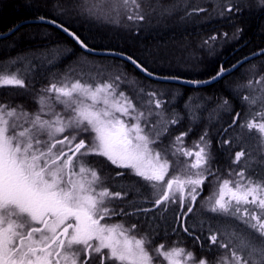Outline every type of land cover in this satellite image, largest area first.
Returning a JSON list of instances; mask_svg holds the SVG:
<instances>
[{"label": "snow or ice", "instance_id": "snow-or-ice-1", "mask_svg": "<svg viewBox=\"0 0 264 264\" xmlns=\"http://www.w3.org/2000/svg\"><path fill=\"white\" fill-rule=\"evenodd\" d=\"M254 5L264 10V0H254ZM122 6L129 12V20L145 19L138 0H123ZM241 10L238 5L227 7L228 13ZM88 11L96 15L92 9ZM39 19L57 27L80 49L92 51L69 26L57 19ZM240 31L237 29V33ZM223 36L227 38L228 34ZM217 39L216 35L209 36L204 45L211 50ZM126 59L147 76L154 75L136 58L128 55ZM229 71L220 65L209 79L184 83L211 84ZM120 82L121 75L96 83L65 78L41 89L34 97L37 108L32 111L23 104L0 102V264H264V179L244 167H230L225 176L214 166L216 158L207 131L193 142V147L185 146L191 128L165 144L170 126L179 125L182 118L179 114L167 118V101L155 91L144 93L140 88L148 99L145 106L138 107L120 90ZM262 82L264 76L255 84ZM252 86L253 81H248L247 87ZM6 87L27 89V84L20 72L0 70V88ZM258 99L242 97L249 108H254ZM219 107L228 111L229 100H222ZM240 116L234 113L228 128L236 126L242 130L241 136L244 131L253 136L264 156V104L243 122ZM228 128L221 131L226 134ZM221 143L229 145L233 141L224 139ZM94 156L120 169L116 178L129 174L143 183L134 181L113 191L89 159ZM246 156L252 158L241 148L231 164L240 165ZM206 184L212 189L205 201L206 210L225 223L209 225L207 243L201 247L214 246L210 252L223 249L219 257H197L176 244L158 243L153 247L149 233L135 234L136 224L109 223L115 215L157 209L167 212L177 205L176 222L199 244L201 236L187 221L195 215ZM142 188L150 191L145 194ZM130 192L139 198L129 201L135 212L112 207L113 201L126 200ZM142 202L151 207H140ZM233 220L244 225L248 233L229 231L226 225Z\"/></svg>", "mask_w": 264, "mask_h": 264}, {"label": "trees", "instance_id": "trees-1", "mask_svg": "<svg viewBox=\"0 0 264 264\" xmlns=\"http://www.w3.org/2000/svg\"><path fill=\"white\" fill-rule=\"evenodd\" d=\"M160 2L162 3L164 0H160ZM112 3L114 5H112ZM119 4H121L120 0H91V5H94L98 12L103 11L106 5L110 6L108 10L110 13L116 12L117 10L113 11V6H115V9H118L117 5ZM52 5L54 6L53 2L46 6H42L34 0L0 2V34L9 32L20 23H25L11 35L0 38V65H5L9 62L12 63L14 59L18 60L22 56H36L42 54V56L46 57L43 61H45L47 66L39 77L40 79L45 78L44 80L48 83H57L61 79L76 75L74 72L78 62L81 60H96L101 62L97 65L103 66L110 64V66H117L130 74L140 77L142 80H150L127 61L112 56L88 54L86 51L80 49L57 27L46 21L40 20V16H44L47 19H57L58 22H62L66 26H69L71 30L77 32L81 38L87 41L90 48L130 55L156 74L179 76L193 80L208 79L210 76L215 75L220 65L230 68L244 57L264 49V10L258 8L254 14L246 13L247 15L240 19H233L232 17L244 12V10L239 12L234 11L227 16L228 19L211 20L204 23L198 22L191 28V35L188 37L193 36V38L197 40L202 39L201 36L207 39L212 35H216L218 39L223 40L225 38L223 36L224 33L228 34L225 39L232 40V44L225 47L220 46L221 48L218 47L211 52L210 59L208 60L210 66L206 70L199 72L176 70L161 73V71H157L152 63H150L148 56H151L152 49L159 43L163 44L173 40H182L184 37H182L183 35L178 30H150L148 33L143 34V30L140 29V27L134 26L131 28L132 33L130 35H122L120 32L122 27H116L119 24V20H117L115 24L111 25L114 26L116 30H110L116 34L108 35L101 30V27L96 25H89L86 23L77 24L63 18L62 15L53 10ZM226 7L228 6L226 5ZM225 11H227V8ZM228 22H231V24ZM237 29L241 31L237 33ZM234 33H236V38H233ZM256 67H263L262 70L264 71V53L242 63L235 71L225 74L222 79L215 83L206 85L203 88L186 87V92L192 94V92L196 91V94L201 93L203 97H209L214 103H217L219 100L228 99L231 109L229 110L230 112L223 114V117L224 119H229V117H232L238 110V108L235 109L234 102L241 105L240 102H243L241 96L243 94L250 95V93H247L246 89L240 91L237 90V88L246 81H253L252 78H248L249 74L246 72ZM262 75L264 76V74ZM221 81L222 83H220ZM221 85H223L222 88L220 87ZM235 88L237 93L234 92ZM218 113L219 112H216L215 115L217 116ZM215 126L216 120H214L213 127ZM208 134L213 145L211 151L216 158L214 166L224 170V165L230 163L234 156L233 143L224 145L225 151L223 152L218 146V135L216 130L208 131ZM198 139L199 135L189 134L185 140L187 147L193 145V142ZM241 139L242 143L245 144V147L243 146L244 149L248 152L250 148L249 144L251 145L248 136H244L243 134ZM203 197L204 196L200 194L196 205V213L187 221L190 229H193L196 235L201 236L199 244L194 243L193 237L185 234L179 227V224L175 231L169 230L168 226L171 223L170 215L163 214L156 220L147 217L145 219L144 229L147 228V230L151 231H160L158 236L155 235V242L169 244L180 243L185 248L193 250L197 256L206 254V248L201 247V245L205 244L208 226L216 225V223L213 219H210L213 217V214L205 212L206 209L201 207L200 199ZM150 223H153L152 227H150ZM201 223L204 225L203 228L200 227Z\"/></svg>", "mask_w": 264, "mask_h": 264}, {"label": "rangeland", "instance_id": "rangeland-1", "mask_svg": "<svg viewBox=\"0 0 264 264\" xmlns=\"http://www.w3.org/2000/svg\"><path fill=\"white\" fill-rule=\"evenodd\" d=\"M8 1L11 0H0V2ZM34 1L42 6H46L49 3L53 2V10L62 15L63 18L71 20L77 24L86 23L89 25H96L98 27H101V30H103L108 35L116 34L114 32H111L110 30L115 29V27L111 25L115 24L117 20H119V24L116 27H122L120 29L122 35H130L132 33L131 28L134 26L140 27V29L143 30V34L148 33L150 30H178L183 35L182 37H184L182 40H173L171 42L163 44L159 43L154 49H152V52L150 54L151 56H148V60L150 61V63H152L157 71H161V73L176 70L185 72L204 71L210 66L208 60L210 59L211 52L214 49L232 44L231 39H217L212 44L210 50L209 47L204 45V41L206 40V38H203L201 36L202 39L197 40L196 38H193V36L188 37L191 35V28L194 24L198 22H209L211 20L228 19L227 16L230 15V13L225 11L227 8L226 5H238L242 10H244L245 14H254L258 9L254 5V0H164V2L162 3L160 2V0H138L140 4V12L142 15H144L145 19L143 21H136L129 20L127 18L129 12L122 6L123 0H120L121 4L117 5V11L115 10L116 12L111 13L108 11L110 8L109 5H106L103 11L98 12L95 9L94 5H91V0ZM57 5H63V8L58 9ZM112 5L114 4L112 3ZM248 5H252V7L250 8L248 7ZM166 8L171 9V11H165ZM198 8H204L205 11H194V9ZM89 9H92L96 13V15L90 14L88 11ZM241 17H243L242 13L232 18L240 19ZM228 23L231 24V22ZM45 58L46 57L42 56V54H38L36 56L28 55L22 56L18 60L14 59L12 63L9 62L5 65H0V70H3L5 72H20L27 84V89L10 87L0 88V102L8 101L13 104H23L30 111L35 110L37 108V105L34 102V97L40 92L41 89L46 88L50 84L44 80L45 78L40 79L39 77L47 66L45 61H43V59ZM99 63L101 62L96 60H81L76 66L74 72L76 73V75L68 77V79H80L83 82L96 83L103 80L113 79L116 75H121L122 82H120V90L125 91L130 97H132L138 107L145 106L148 99L146 95L139 92L140 88L144 89V93L155 91L159 94H162L160 96L162 100L167 101L164 110L165 116L167 118H170L173 114H179V116L182 118L181 121L185 117H191L193 123L195 121H199V118L205 111V106L208 105L211 106L209 107V111L206 115L207 119H215L216 112L221 111L219 105L222 100L213 104L212 99L207 96L206 98H201L203 94H196V91L192 92V94L188 93L186 96H184V90L180 85L174 83H162L151 80H142L140 77L134 74H130L120 67L110 66V64H106L103 66L97 65ZM262 69L263 67H256L251 71L246 72L249 74L248 78L253 79L252 88L247 87L248 81L244 82L237 88V90L240 91L246 89L247 93H250L251 96L259 98L258 103L255 106L256 109H259L261 104H264V91H261L262 87H264V82H262L261 85L255 84V81L263 76L262 74H264V71ZM64 79H61L57 83L63 81ZM129 82H134V84H130ZM237 90L235 88L234 92L237 93ZM145 110H147L146 107ZM229 110L224 112L228 113ZM175 126H187V124L185 123V119L183 122H180L179 125ZM171 127L173 126H170V128ZM177 131L175 134L174 132H169V135L164 138V143L167 144L171 137L178 135L179 133ZM192 135L200 136L201 133ZM186 139L187 137L185 138V140ZM185 146H187L186 142ZM189 147H193V145ZM212 147L213 145L211 143V148ZM95 158L96 156L90 157L89 159L99 169L100 174L105 181V169L102 165L97 163L98 161H95ZM253 165L256 166L248 169V171L252 172L253 170H255L256 175L260 179H264V166H260L255 162ZM228 170L229 168L225 169L224 171ZM211 191L212 189L210 190V194ZM209 195L204 196L202 199H200L201 207L206 208L205 201L207 200ZM124 220L129 221V217L128 219L126 217ZM214 222L216 223V225L223 224L221 223L220 218L217 217H214ZM109 223L119 222L114 220V218H111L109 220ZM123 224H125V222ZM149 225L150 227H152L153 223H150ZM235 230L243 233H248L249 231L248 229H240L239 227ZM144 233L150 234V237L153 240V247L158 243H163L155 242V235L158 236L160 231H151L147 230V228H137L135 234L139 236ZM165 244L166 246L173 245L172 243ZM176 245L184 247L180 243H177ZM209 258L213 259L211 257Z\"/></svg>", "mask_w": 264, "mask_h": 264}, {"label": "flooded vegetation", "instance_id": "flooded-vegetation-1", "mask_svg": "<svg viewBox=\"0 0 264 264\" xmlns=\"http://www.w3.org/2000/svg\"><path fill=\"white\" fill-rule=\"evenodd\" d=\"M240 67V66H239ZM245 95L248 94H243L241 96V98ZM201 98H206L201 96ZM218 100V99H217ZM220 101V100H219ZM218 101V102H219ZM243 101V100H242ZM214 104V102H212ZM237 104V105H236ZM241 105H238V103H235V109L238 108L237 112H239L241 114L240 116V122H243L245 119L249 118L250 113L254 110H256V107L254 108H249V106L243 101L240 102ZM211 105L205 106V111L202 113L201 117L199 118V121H195L194 123L191 120V117H185V123L187 124V126H181V127H176L173 126L170 128V132H174V134L176 133V131L178 133L183 132V131H187L189 128H191V132L189 134H197V133H203L204 131H211V130H216V133L218 135V146L219 149L223 150V152L225 151L224 149V145L221 143L222 140L224 139H230L233 141V146H234V153L236 151L241 150V148L244 149L245 144L242 143V139H241V132L242 130L239 129L236 126H233L232 128H228L230 121L232 120V117H229V119H224L223 114H226L224 112L223 109H221V111L217 114V116L215 117V119H207L206 115L207 112L209 111V107ZM242 110V113H241ZM230 112V111H229ZM233 115V114H232ZM230 116V114H229ZM184 119L181 121L183 122ZM197 120V119H195ZM214 120H216V126L213 127L214 125ZM228 128V132L225 134L224 132L221 131V129H225ZM244 136H248L249 141L251 143V145L249 144V153H251L252 158L249 159V157H245L242 161L240 165H232L231 161L230 163H226L224 165V167L230 168V167H234L237 170L241 167H244L246 169H250L252 167H255L256 165H253L254 162L259 164L260 166H264L261 164V161H264V156L261 155V150L260 147L258 145V141L253 137L250 136L246 131L243 132ZM244 146V147H243ZM251 149V150H250ZM258 153V154H257ZM257 154V155H256ZM260 157V159H259ZM258 158V159H257ZM95 161H98L97 163L102 165L105 169V173L106 175L105 177V184L110 187L113 191H119L121 190L123 187H127L129 186L132 182L134 181H139V178L133 177L129 174H125V176L121 177V178H116V172L117 171H121L120 169L115 168L113 165H111L109 162H107L104 158L102 157H96ZM224 168V170H225ZM223 169H221V172L226 176L228 171H224ZM139 183H143L142 181H139ZM210 190L211 187L209 185H205L203 192L201 193L203 196H208L210 194ZM142 192H144L145 194H147L150 190L147 188H142L141 189ZM133 199H139L135 193H129V196L127 197L126 200H116L112 202V207L116 208L117 211H119L121 208L125 209L127 212L129 213H133L135 212V209H133L130 205H129V201L133 200ZM140 207H144V208H150L151 204L149 203H140ZM177 205H172L169 210L167 212H161L160 210H153L147 213L144 212H136L134 215H115L111 218H114V220L118 221L119 223H124L126 226H130L131 224H136L137 228H144V224H145V219L148 218H152L153 220L158 219L161 215L165 214V215H170V225L168 226L169 230H176L178 227V223L175 220V216H176V210H177ZM206 209V208H205ZM205 212H208L207 210H205ZM127 217H129V221H125L124 219ZM172 219V220H171ZM214 220V217L210 218ZM221 220V223H225L224 220ZM229 228V231L235 230L236 228H240V229H246V227L244 225H242L239 221H230V223H228L226 225ZM207 235H208V230L206 231ZM206 235V236H207ZM206 239H205V244H206ZM214 246H206V251H207V256L213 258L215 256L219 257L220 255L223 254L224 250L223 249H217L214 252H210V248H212Z\"/></svg>", "mask_w": 264, "mask_h": 264}, {"label": "water", "instance_id": "water-1", "mask_svg": "<svg viewBox=\"0 0 264 264\" xmlns=\"http://www.w3.org/2000/svg\"><path fill=\"white\" fill-rule=\"evenodd\" d=\"M23 24L25 23H20L19 25H17L16 27H14L12 30H10L9 32L5 33V34H0V38H4L6 36H9L11 35L12 33H14L19 27H21ZM92 51H86L88 54H91V55H96V56H112V57H116V58H119V59H122L124 61H127L128 63H130L127 59H126V56L128 55H119L121 53L119 52H112V51H104V50H97V49H93L91 48ZM264 53V49L258 51V52H255L247 57H244L243 59H241V61H239L237 64H236V67L233 68V67H230L228 69H230L229 72L225 73V74H229L233 71H235L239 66L242 65V63L244 62H247L255 57H257L258 55L260 54H263ZM131 64V63H130ZM133 65V64H132ZM134 66V65H133ZM135 67V66H134ZM136 68V67H135ZM137 69V68H136ZM138 70V69H137ZM140 71V70H139ZM141 72V71H140ZM146 78L152 80V81H156V82H162V83H174V84H177V85H181V86H185V87H188V88H202L206 85H210V84H200V85H194V84H189V83H184V81H187V80H193V79H188V78H183V77H179V76H168V75H163V74H156V73H153L154 75L152 77H149L147 76L145 73L141 72ZM165 77H179L180 79L179 80H173V79H164ZM209 79V78H208ZM204 80H207V79H204ZM220 80V79H218ZM216 80V81H218ZM214 81V82H216ZM212 82V83H214ZM211 83V84H212Z\"/></svg>", "mask_w": 264, "mask_h": 264}, {"label": "bare ground", "instance_id": "bare-ground-1", "mask_svg": "<svg viewBox=\"0 0 264 264\" xmlns=\"http://www.w3.org/2000/svg\"><path fill=\"white\" fill-rule=\"evenodd\" d=\"M239 15V14H238ZM238 15H236V16H238ZM242 15L243 16H245L246 14H245V12H242ZM215 83V82H214ZM220 83H222V81L220 82ZM183 88H184V96H186L188 93L186 92V87L185 86H182ZM221 88L223 87V85H221L220 86ZM203 88V87H202Z\"/></svg>", "mask_w": 264, "mask_h": 264}]
</instances>
